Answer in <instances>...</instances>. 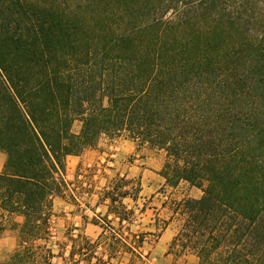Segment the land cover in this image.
Here are the masks:
<instances>
[{
  "label": "trees",
  "instance_id": "1",
  "mask_svg": "<svg viewBox=\"0 0 264 264\" xmlns=\"http://www.w3.org/2000/svg\"><path fill=\"white\" fill-rule=\"evenodd\" d=\"M103 138L162 158L168 187L203 191L172 204L169 256L264 264V0H0V238L18 235L0 264H53L67 159ZM123 182L72 259L142 255L151 233L113 234L136 214Z\"/></svg>",
  "mask_w": 264,
  "mask_h": 264
},
{
  "label": "rangeland",
  "instance_id": "2",
  "mask_svg": "<svg viewBox=\"0 0 264 264\" xmlns=\"http://www.w3.org/2000/svg\"><path fill=\"white\" fill-rule=\"evenodd\" d=\"M80 130L81 125L76 123L73 131L79 133ZM122 141L124 139L111 141L103 138L97 148L76 156L87 155L77 167L66 162V173L62 177L67 186L60 197L54 198L50 211L51 247L55 256L53 264H88L78 254L75 259L70 257L72 240L79 236L92 240L99 238L102 234L101 226H105L104 218L109 213L110 201L106 193L120 180H124V192L137 196L136 201L132 195L123 200L129 210H136V214L132 225H119L118 221H113V234L128 243L134 234L145 232L152 235L147 238L142 255L119 253L109 258L102 254L103 248L99 247L97 257L100 260L93 259L89 264H199L194 255L187 254L176 259L169 256L168 251L182 224L178 218L171 220L172 204L184 199V196L201 198L203 191L196 188L190 193L192 187L188 184L178 189L168 187L161 175L163 159L148 150H135L133 142L130 143L131 151L126 148L122 151ZM156 158L160 167L158 176L155 165L150 162ZM110 219L113 220V216ZM6 237L14 238L16 245L8 250L0 241V261L8 260L18 247L17 232H7L0 239Z\"/></svg>",
  "mask_w": 264,
  "mask_h": 264
},
{
  "label": "crops",
  "instance_id": "3",
  "mask_svg": "<svg viewBox=\"0 0 264 264\" xmlns=\"http://www.w3.org/2000/svg\"><path fill=\"white\" fill-rule=\"evenodd\" d=\"M130 143H132V142L127 141V140L122 141L121 142L122 151L124 150V148H126L128 151H131ZM133 144H135V143H133ZM135 150H137L136 144H135ZM86 156H81V157L70 156V157H68L67 162H68L69 165H73L74 167H77L86 158ZM6 162H7V155L4 152L0 151V173L4 170ZM150 162H151L152 165L153 164L155 165L154 169L157 170V176H158L159 175V170H160V167H159V164H158V159L157 158L156 159H152ZM162 167H163V164H162ZM164 181H165V179H164ZM183 185H185V183H181L179 187H182ZM195 189L196 188H192L189 192L191 193V191L193 192V190H195ZM187 193L188 192H186V194ZM184 198H185V196H184ZM198 199H200V198H198ZM0 241H2V243H3V245L5 247H8V250L11 249V248H14L15 245H16V240L14 238H11V237H6V238H3V239H0Z\"/></svg>",
  "mask_w": 264,
  "mask_h": 264
}]
</instances>
